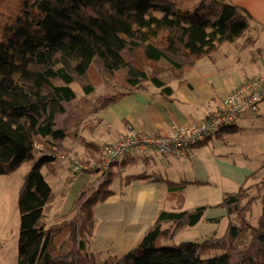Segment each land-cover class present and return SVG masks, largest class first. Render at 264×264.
I'll use <instances>...</instances> for the list:
<instances>
[{
  "label": "trees",
  "instance_id": "1",
  "mask_svg": "<svg viewBox=\"0 0 264 264\" xmlns=\"http://www.w3.org/2000/svg\"><path fill=\"white\" fill-rule=\"evenodd\" d=\"M251 19L231 0H200L192 9L171 0H0V175L38 156L17 195L16 264H264V159L220 201L184 209L186 186L200 182L146 169L123 174L144 155L126 153L102 167L109 143L81 135L94 129L102 109L149 84L169 95L173 80L186 82L198 60L243 36ZM237 130L233 123L214 137ZM73 142L91 158L81 165L86 178L67 211L52 213L55 193L46 177L74 163ZM115 178L121 193L136 179L162 183L174 204L158 210L126 253L92 251L95 210L114 194ZM209 208L225 211L220 236L214 230L202 240L171 243L176 229L195 226Z\"/></svg>",
  "mask_w": 264,
  "mask_h": 264
},
{
  "label": "crops",
  "instance_id": "2",
  "mask_svg": "<svg viewBox=\"0 0 264 264\" xmlns=\"http://www.w3.org/2000/svg\"><path fill=\"white\" fill-rule=\"evenodd\" d=\"M231 1L243 7L250 14L252 19L250 28L247 30L249 34H246L244 39H253L254 42L250 46L244 42L239 45L235 42L237 43L235 51L232 53L228 51L225 56H233L237 61L245 55L246 57L242 60L247 63L246 65L240 69L228 70L223 63L219 72L226 70L227 73L222 72L224 76L220 80L217 78L219 73L216 69L214 67L211 69V66L207 67L205 64V61L212 63L213 60L206 58L201 62L198 61L186 74V82L171 83L172 91L169 95L161 94L160 88L149 84L148 91H139L102 109L97 114L94 129L92 131L82 130L83 137L89 135L84 139L97 145H103L114 142L130 130L159 135L165 133L172 125H184L201 120L217 113L221 109L222 98L238 83L252 75L262 73L264 43H259L264 41V0ZM250 117L247 114L243 118ZM235 123L237 124V121ZM213 138L202 146L186 148L183 156L173 162L164 161L155 151L147 152L136 164L126 166L122 170L123 174H137L146 169L152 175H159L170 180H196L200 183L187 185L184 194H187L190 189H193L192 194H205L208 203H203L202 199H199L196 201L197 204L194 203L195 206L214 204L220 201L224 192L234 191L241 185L254 168L242 159V165H237L231 153H214L212 149L209 150L207 146L216 143L212 140ZM221 140L223 141L224 138ZM64 163L58 175L53 177L52 183H49L52 189L53 184L60 180L58 178L62 177L66 169ZM163 164L168 167L162 168ZM112 188L114 194L99 204L95 210L97 224L90 248L92 251L110 249L116 254H124L135 246L158 210L168 209L171 206L166 201V189L162 183L136 179L121 193L120 181L115 178ZM210 188L217 198L216 201H209ZM219 191H222V195ZM64 194L65 192L60 191L58 197L63 199ZM67 209L61 211L66 212ZM216 217L219 218L217 224L209 221ZM201 221L210 226L211 233L215 230V235L220 236L226 227L225 211L220 208H209L205 211ZM1 230L0 228V234ZM12 234L11 241L16 247L17 234L16 236ZM1 246L2 243L0 248Z\"/></svg>",
  "mask_w": 264,
  "mask_h": 264
},
{
  "label": "rangeland",
  "instance_id": "3",
  "mask_svg": "<svg viewBox=\"0 0 264 264\" xmlns=\"http://www.w3.org/2000/svg\"><path fill=\"white\" fill-rule=\"evenodd\" d=\"M171 1H173L177 7H187L189 9L194 8L200 2V0H171ZM246 34H249V32L246 31V33L243 36L237 38L233 42H224L215 52L211 54L210 57H204L198 61L201 62L206 58L210 61L213 60L212 63H208L207 61H205L206 62L205 64L207 65V67L211 66V69L214 67L216 71L219 73L217 78L221 80L222 77L224 76L221 73L222 72L227 73L226 70H221L219 72V70L221 69L220 67L222 66L223 63L226 65L225 68L228 70H234V68L240 69L241 67L247 64L244 63V61L242 60L243 57H246L245 55H243L242 58L237 61L233 56L232 57L225 56L228 51L230 53L235 51L237 47V43L235 42H238V45L242 44V42H244L248 46L253 44V42L250 43L251 39L249 40L244 39V36ZM262 43H264V41H261L259 44ZM243 71L245 72L247 70H243ZM262 74L263 72L245 78L243 81H241L231 90H229L222 98V100L225 99L227 96H229L231 93L235 92L237 89H240L245 81L251 78L258 77ZM173 82L175 83L176 81L173 80L172 83ZM237 126H238L237 131L233 133L231 132L224 133V135L221 138V139L224 138L223 141L221 139H216L214 137L212 140L213 141L215 140L216 143L213 144L214 146L208 145L207 148L209 150L212 149L214 153H218V152L231 153L230 155L234 156L233 160L237 165L239 166L242 165L241 162L242 159L249 162L248 164L252 168L256 169L261 164V161L264 159V101L259 103L258 112L256 115L250 118H242L241 120H237ZM169 130L170 128L165 133H167ZM84 137L87 138L89 137V135ZM85 150L86 149L84 148L83 144L78 142L77 143L73 142L72 152L69 155V157L71 156L74 159V162L80 164L81 166L85 164L87 159H91L87 157L88 154L87 152H85ZM37 158L38 156L33 161L31 160L25 161L11 174L0 175V228L2 229L0 234L1 237L0 244L2 243V246L0 248V264H16L17 250L15 251V249H17L18 247V230H19L17 195L26 174L30 170L31 166L35 163ZM64 165L66 166V169L64 170L62 177L58 178L60 180L53 184V192L55 193L56 200L54 199L52 203L53 204L52 213L55 212L61 213L62 212L61 210H65V208H68L71 199L73 198V195L79 191L83 180H85L84 172L80 171L78 173H74L72 171L71 164L66 162L64 163ZM164 167L167 168L168 165L163 164L162 168ZM43 172L45 173L46 170H43ZM46 180L49 183H52L53 177L47 176ZM253 181L254 179H250L247 181L246 184L248 185ZM192 190L193 189H190V191L187 194H184V197L186 199V202L185 199L183 201L184 209L194 207L195 206L194 203L197 204L198 202L196 201L199 199H202L201 201L203 203L207 201L206 199H208L206 198L205 194H199V193L192 194ZM60 191L65 192L63 199L58 197ZM209 192L211 193L209 194L210 196L209 201H216L217 198L215 194L212 193L213 190L211 188L209 189ZM219 194L222 195V191H219ZM166 201L170 206H173L174 201L170 200L167 196H166ZM259 213H260V205L259 203H257L253 206L252 209V222H255ZM49 222H51V220H49ZM210 231H212L210 226L208 224H205L203 221H200V223L196 225L194 228H191L189 226H180L178 229H176L171 243L175 244L180 241H192L194 239L202 240L205 236H209L211 234ZM11 234L13 236H16L17 234L16 247L13 246V243L11 241L12 240Z\"/></svg>",
  "mask_w": 264,
  "mask_h": 264
},
{
  "label": "built area",
  "instance_id": "4",
  "mask_svg": "<svg viewBox=\"0 0 264 264\" xmlns=\"http://www.w3.org/2000/svg\"><path fill=\"white\" fill-rule=\"evenodd\" d=\"M240 89L222 100L221 109L201 120L184 125H172L165 134H148L128 131L103 149L102 167L118 161L126 153L142 156L147 152H157L164 161L173 162L183 156L186 148L197 145L214 137L215 133L237 121L239 118L254 116L258 105L264 101L263 74L245 81ZM62 162L63 156L58 157ZM80 164L74 162L72 171H80Z\"/></svg>",
  "mask_w": 264,
  "mask_h": 264
}]
</instances>
